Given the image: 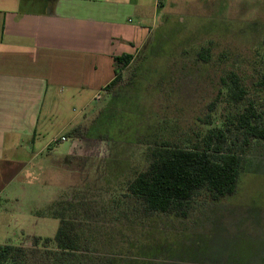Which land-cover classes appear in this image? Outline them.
<instances>
[{"label":"rangeland","instance_id":"1","mask_svg":"<svg viewBox=\"0 0 264 264\" xmlns=\"http://www.w3.org/2000/svg\"><path fill=\"white\" fill-rule=\"evenodd\" d=\"M163 7L160 26L123 84L87 113L92 133L109 138L105 154L127 160L105 155L69 167L72 139L51 144L0 195V247L54 238L60 219L53 213L70 199L90 205L91 229L83 230L95 227L102 238L99 264H264V140L240 148L236 193L212 202L201 192L187 217L146 214L124 195L126 182L147 164L149 144L166 139L188 147L209 128L205 122L218 124L232 109L225 94L209 108L231 74L264 108L257 86L264 72V0H165ZM209 45L210 61L198 60ZM85 113L84 103L73 101L63 116L83 121ZM60 130L52 136L64 135Z\"/></svg>","mask_w":264,"mask_h":264},{"label":"crops","instance_id":"2","mask_svg":"<svg viewBox=\"0 0 264 264\" xmlns=\"http://www.w3.org/2000/svg\"><path fill=\"white\" fill-rule=\"evenodd\" d=\"M164 1L0 0V195L37 155L87 123L97 96L116 78L115 57L133 56L124 75L148 48ZM73 101L84 103L83 121L64 119ZM55 128L65 134L53 137ZM92 130L72 139L69 167L105 155L127 160L105 154L109 138Z\"/></svg>","mask_w":264,"mask_h":264},{"label":"trees","instance_id":"3","mask_svg":"<svg viewBox=\"0 0 264 264\" xmlns=\"http://www.w3.org/2000/svg\"><path fill=\"white\" fill-rule=\"evenodd\" d=\"M163 0H159L162 5ZM197 59L209 62L211 46L201 48ZM116 78L105 87L112 93L123 84V72L131 64L133 56L115 57ZM264 62V60H263ZM257 86L264 90V72ZM226 95V103L232 108L209 128L197 134L188 147L162 139L149 144L148 161L144 169L130 178L125 186V197L137 201L146 214L163 213L187 217L191 201L204 192L212 202H220L238 189L242 152L254 140H264V108L260 109L250 99L249 89L236 74L223 79L218 96L209 105L210 110ZM91 127L86 124L70 129L63 139L88 138ZM242 151V150H241ZM61 211L53 213L60 219V227L54 238L32 237V244L0 247V264H99L104 260L102 238L91 229L90 205L85 202L62 200ZM95 221V220H94ZM109 262L106 261L105 264Z\"/></svg>","mask_w":264,"mask_h":264},{"label":"built area","instance_id":"4","mask_svg":"<svg viewBox=\"0 0 264 264\" xmlns=\"http://www.w3.org/2000/svg\"><path fill=\"white\" fill-rule=\"evenodd\" d=\"M100 98V96H97V99H99Z\"/></svg>","mask_w":264,"mask_h":264}]
</instances>
